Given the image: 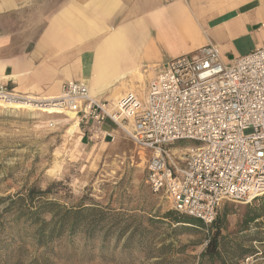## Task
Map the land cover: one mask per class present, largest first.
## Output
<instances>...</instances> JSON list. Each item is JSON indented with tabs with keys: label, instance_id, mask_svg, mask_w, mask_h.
Listing matches in <instances>:
<instances>
[{
	"label": "rangeland",
	"instance_id": "1",
	"mask_svg": "<svg viewBox=\"0 0 264 264\" xmlns=\"http://www.w3.org/2000/svg\"><path fill=\"white\" fill-rule=\"evenodd\" d=\"M149 77L131 76L133 92L142 96ZM62 111L0 103V264H264V195L221 204L222 253L211 257V228L176 222L195 217L151 192L148 151L120 129L114 141L91 139ZM90 203L94 214L69 228L70 212ZM53 215L55 228H40Z\"/></svg>",
	"mask_w": 264,
	"mask_h": 264
},
{
	"label": "built area",
	"instance_id": "2",
	"mask_svg": "<svg viewBox=\"0 0 264 264\" xmlns=\"http://www.w3.org/2000/svg\"><path fill=\"white\" fill-rule=\"evenodd\" d=\"M33 100L74 112L91 139L114 141L110 121L148 151L147 184L172 207L214 223L224 201L264 195V47L226 63L217 44L171 59L143 95L114 102L91 94L85 81L63 83L49 99L23 98L0 80V103ZM189 141V145H179Z\"/></svg>",
	"mask_w": 264,
	"mask_h": 264
},
{
	"label": "crops",
	"instance_id": "3",
	"mask_svg": "<svg viewBox=\"0 0 264 264\" xmlns=\"http://www.w3.org/2000/svg\"><path fill=\"white\" fill-rule=\"evenodd\" d=\"M208 43L226 63L264 47V0H0V80L23 98L76 80L114 102Z\"/></svg>",
	"mask_w": 264,
	"mask_h": 264
},
{
	"label": "trees",
	"instance_id": "4",
	"mask_svg": "<svg viewBox=\"0 0 264 264\" xmlns=\"http://www.w3.org/2000/svg\"><path fill=\"white\" fill-rule=\"evenodd\" d=\"M34 192H35V189H31L30 193L33 194ZM39 192H40V194H44V191H39ZM260 197H257L254 200H259ZM30 201H31V199H30ZM93 204L94 203H90L88 206L81 205V206H79L78 209H75L74 211L70 212L71 214H73L74 217L72 218L71 222L69 223V228L75 230V228L78 224V219H79L80 214L91 213L93 215L94 212L96 211V207L93 206ZM37 213L38 212L36 211L34 214H37ZM174 213L175 212H173V211L167 212L164 214V217L165 218L172 217ZM54 218H55V216L53 215L51 217L52 220L50 219L49 221H47L46 219H41L40 223H39L40 228H44V227L50 226V225L52 228H55L57 222L53 221ZM256 218H252L251 220H255ZM174 220L176 222H184V223L198 225L201 227L205 226V224L198 218L194 219V218H189V217H182V218L174 217ZM92 223H93V221H90L89 226H92ZM58 225H60V226L65 225V223H63V218L60 221H58ZM209 227L211 228L213 233H212L211 238H209V241L207 242V247L205 249L204 254H208L211 257H217L218 258L221 256V253H222V251H221V249H222V247H221L222 233L221 232L224 229V226L222 223V217L220 216L219 211H218V215H217L216 220L214 221L213 224L209 225ZM256 253L257 252L254 251L251 253V255H254Z\"/></svg>",
	"mask_w": 264,
	"mask_h": 264
},
{
	"label": "bare ground",
	"instance_id": "5",
	"mask_svg": "<svg viewBox=\"0 0 264 264\" xmlns=\"http://www.w3.org/2000/svg\"><path fill=\"white\" fill-rule=\"evenodd\" d=\"M93 92L96 93L94 90H93ZM93 92L91 89V94L96 96ZM3 104L5 105V107H10V108L13 106H14V108H18V107H22V106L27 105L32 109L33 108H39V109H41V111L48 112L50 114L51 113H63V111L57 107L59 104H54V103L49 104V103H45L43 101L42 102H36L33 100H26V101L15 100V101H10L8 103H3ZM65 115H70L72 118L77 119L76 114L74 112H66Z\"/></svg>",
	"mask_w": 264,
	"mask_h": 264
}]
</instances>
